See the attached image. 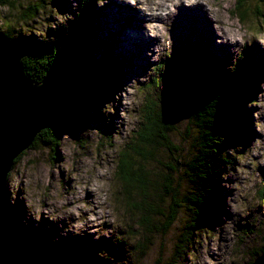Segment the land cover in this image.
I'll list each match as a JSON object with an SVG mask.
<instances>
[{
	"label": "trees",
	"instance_id": "trees-1",
	"mask_svg": "<svg viewBox=\"0 0 264 264\" xmlns=\"http://www.w3.org/2000/svg\"><path fill=\"white\" fill-rule=\"evenodd\" d=\"M258 2L264 6V0ZM94 3L95 0H88V3L79 5L80 15L46 48L26 43L18 37L11 39L18 42L24 50L22 65L25 76L37 84L48 82L59 100V111L53 128L39 133L29 150L57 145L61 130L67 129L71 120L74 122L81 112L92 107L94 103L96 107L102 103L103 100H94V93L101 89L106 91L112 84L113 87L116 85L119 70L123 65L110 52L105 55L107 61L104 58L92 63L88 70L84 68L83 57L89 59L88 51L92 54L97 44L92 40V36L91 39L89 36L91 24L97 22L99 15L95 11ZM5 4L14 9V2L0 0V5ZM41 8L39 2L31 4L27 10L20 12V18L27 23L35 18ZM259 16H264V13ZM100 44L102 45V42ZM162 63L164 65L160 64L157 68V73L160 71L159 76L156 74L157 79L152 81L156 90L165 92L161 96L147 99L143 105L142 120L139 122L134 141L119 153L115 177L119 185L117 201L123 205L127 215L137 216L135 224L128 227L127 235L129 240H137L134 248L140 252H144L149 238L164 236L171 230L178 219L182 204L191 207L194 216L190 225L191 231L212 229L219 219V171L223 170V166L230 168L233 162L222 152L250 138V131L247 129L249 123L244 117V104L254 99L253 88L256 87V80L262 76L261 67L257 68L256 65L254 68L247 56L243 55L235 72L230 73L198 48H191V52L186 56L168 59ZM200 74H203L205 79L202 82H193L191 76H201ZM249 80H254L255 84L248 83ZM166 96L170 99L176 97L186 100L188 128H184L181 143L176 145L171 141V137L177 130L175 123H179L180 114L178 111H174L176 116L170 114L167 112L168 105H161V100ZM63 102L70 104L72 110L67 111V104ZM62 109L66 112L64 116L60 114ZM234 118L239 120L233 121L239 136L237 143L230 142L235 127H229L228 119ZM191 128H195L193 138H189ZM189 140H192L190 146ZM184 144L185 150L182 149ZM161 153L166 155L164 164L158 162ZM23 155L24 153L15 159L13 167ZM155 164H158V168H154ZM190 187L191 191L188 192ZM6 199L8 205L7 194ZM135 199L139 201L136 203ZM259 200L264 203V187L260 190ZM8 213L14 235L16 264H111V261H103L96 256L82 255L71 247L37 250L36 255L21 252L20 247L23 245L33 246L37 240L39 243H46L48 235L35 230L25 232V228L22 229L19 225L23 220L21 215L18 212L12 214L9 210ZM157 221L159 229L154 225ZM246 234L259 237L260 228L252 226L250 230H245ZM36 238L38 239L35 240ZM184 239L185 245L180 244L176 248V255L171 264H178L174 260L181 258V254L187 249L188 236ZM123 245L117 239L112 245L108 241L99 247L103 248L109 259L110 256L119 255ZM263 251L264 244L257 251L249 253L251 261L248 264Z\"/></svg>",
	"mask_w": 264,
	"mask_h": 264
},
{
	"label": "clouds",
	"instance_id": "clouds-1",
	"mask_svg": "<svg viewBox=\"0 0 264 264\" xmlns=\"http://www.w3.org/2000/svg\"><path fill=\"white\" fill-rule=\"evenodd\" d=\"M69 2L75 16L68 12L60 13L52 7L51 0H44V9L27 23L18 21L16 16L27 10L32 0H18L15 9L6 4L0 5V34L9 39H15L22 33L26 37L35 35L42 41L55 40V37L47 36V31L56 30L60 25L67 29L68 21H73L80 15L78 3L82 6L88 0ZM108 2L109 0H95L98 8L104 7ZM119 3L136 9L146 17L142 25L143 35L158 41L145 53L154 66L147 75L139 77L138 80H130L114 95L113 101L105 103L101 108L106 117L116 115L115 102H119L118 119L114 124L115 131L111 134L115 145L113 148H105L103 153L94 149L84 153L77 143L78 140L63 134L58 139L61 141L58 148L63 159L55 162V166L51 163L29 165L27 159L17 165L15 170L11 166L5 176L10 194L9 203L14 205L18 198L17 193H20L19 199L23 201L26 209L23 221L25 224L29 218L36 225L42 218L51 222L63 221L66 227L58 224L62 228L61 236L68 233L81 236L87 232L95 240L101 237L113 238L114 229L123 226L125 209L117 201L119 185L115 177L118 161L113 154H118L123 149L142 120L140 109L145 97L137 89L149 80L154 67L163 64L162 60L171 58V27L181 6H200L203 9L215 33L214 44L226 45L234 54L228 66L230 73L235 72L237 64L243 59L245 48L255 43L264 49V16L257 17L252 11L254 0H119ZM259 89L255 98L244 104L245 109L252 110V128L257 135L246 147L238 144L222 152L233 162L230 168L223 166V170L219 171L220 187L231 193L224 199L231 219H221L233 224V227L234 221L247 216L249 205L255 200L257 186L264 183V177L258 171L264 168V82L260 83ZM88 133L102 134L97 129H85L81 136ZM65 141L71 143L68 151H65ZM258 212H264V208H259ZM232 236H235L234 232ZM204 249L200 259L194 261V264H218L208 254L206 242ZM212 251L220 254L218 241ZM98 255L108 258L103 251ZM189 259L193 260V256ZM234 259L236 258L232 256L226 257L225 264H231Z\"/></svg>",
	"mask_w": 264,
	"mask_h": 264
},
{
	"label": "rangeland",
	"instance_id": "rangeland-1",
	"mask_svg": "<svg viewBox=\"0 0 264 264\" xmlns=\"http://www.w3.org/2000/svg\"><path fill=\"white\" fill-rule=\"evenodd\" d=\"M10 1L15 3V9L18 0ZM112 1L113 0H109V2L106 3L102 8H98L94 3L95 11H97L99 15L97 22L91 24V35L89 34V36L90 39L92 36V40H94L97 44L92 54H90L91 52L89 53L88 51L89 59L85 56L83 57V64L84 68L88 70L89 66L94 62L104 60V58L107 61L105 55L107 54V52H110L115 57V59L118 62H122L123 65L122 69L119 70V76L117 78L116 85L113 87L112 85L114 84H112L106 91L104 89H101L97 91L98 93H94V100H98V102L99 100H103L102 103H100V105L98 104V107H96V103H94L92 107L81 112V114L78 115L77 119L74 122L71 120L72 127H70L71 124H69L70 126L61 132V137L63 134H67L72 139L78 140L77 143L84 153H88L90 149H94L95 151L103 153L105 148H113L115 146L111 134L115 131L114 124L115 121L118 119V113L120 110L119 102H115L116 115L106 117L101 112V108L104 106L105 103L113 101L114 95L121 91L123 86L127 84L130 80H138L139 77L147 75L149 69L154 66L152 63H150V58L145 55V53L151 48L148 47L147 38L144 35H141L143 38L142 41L136 42V40H133L131 38L126 39V42L122 41L120 44H128L126 48H123L121 47V45L118 46L116 44V36H112L111 30H108V27L111 25L122 26L124 19L127 17V14L122 10L121 5L117 4L119 3V0H114V2L111 3ZM37 2H39V4L42 6L41 10L38 12L40 13L45 7L44 0H32L31 4H37ZM51 3L52 7L56 8L60 13L68 12L73 16L76 15V13L71 8L69 0H51ZM133 9L134 8L130 6L127 8L130 14L129 20H131L129 21L130 30L133 28L134 23H136L132 21L135 13L144 18L143 21L138 22L141 24L139 28L143 29L142 25L145 21V17L136 9H134L136 10V12ZM185 9H188V11L195 13V15H185ZM252 11H254V14L257 17H259L260 13H264V6L260 4L258 0H254V8L252 9ZM16 19L18 21L21 20L26 23L22 18H20V14L16 16ZM71 22L72 21H68V25ZM105 22H108V24L106 25ZM63 30V25L58 26L56 30L49 29L47 31V36L55 37L56 39L57 36L63 33ZM17 37L21 38L26 43L42 45L45 46V48L47 46H50V44L54 41H42L35 35H30L26 37L22 33L19 34ZM171 37L173 45L171 58L169 59H177L179 56H186L188 52H191V48L192 50H194V48H198L199 51L207 50L206 52H208L209 55L211 54L210 56L219 64V66L224 68L225 71H228V66L231 64L232 57L234 54L230 51V48L228 46L214 44L215 33L212 31L211 22L207 19L206 14L200 6H196L193 8H184L183 6H181V8L178 10V15L175 17L172 23ZM152 41H154L153 44L158 43V41L156 40ZM100 42H102V45L100 44ZM105 43L106 45H104ZM135 50H137L138 58H144L141 60L142 63H135V58L133 57ZM176 50H178V56L175 55ZM125 54H128V56L130 57L125 56ZM243 55L250 58V61L253 63L254 68L256 67V65L257 68L261 67L260 73L262 74V76L259 77L260 79L258 78L256 80V87L253 88L254 92L252 93L254 95L253 98H255L256 93L260 90V83L264 82V49H262L258 44L254 43L251 47L244 49ZM166 60L168 59L162 60L161 63ZM158 67L159 65L152 69V75L151 77H149V80L145 83H142L137 89V91L140 94H143L145 97L144 104L146 103L147 99L155 98L158 95L161 96L165 92V90H156L155 83H153L152 81L157 79L158 77L156 75ZM191 77L193 78V82L195 83H198L199 81L202 82V80L205 79L203 74L201 76L196 75ZM247 82H253L255 84L254 80H249ZM104 92H108L109 94L105 95ZM168 99H170L169 96H166V98L162 99L161 105H165ZM63 104H67L65 105V109H68L67 111L71 109L70 104H68L67 102H63ZM185 104L186 100H177L176 98H173L168 104V106L171 107L173 111H178V114H180V121L175 126L177 130L171 137V141H173L175 145L181 143V138H183L182 134H184L185 132L184 128H188V122L186 120L185 113L186 108L184 106ZM142 108L143 106L140 109V114H142L143 112ZM65 109H62V113H60L62 116L66 115ZM251 111L252 110L246 109L244 114V117L248 120L249 123L247 129L248 132L250 131V138H246L248 140H246L245 142L243 141L239 144L245 147L249 143H251L252 138L257 135L252 128ZM233 121L238 122L239 120L236 121L235 118L232 120L228 119L229 127H235L234 132H232L233 135L231 136L232 139L230 140V142L237 143V141L239 140V136L236 130V126H234L235 124H233ZM138 125L132 133V138H130L128 142L123 146V149H125L126 146H129L128 144L134 141V137L139 127ZM85 129H97L102 134L88 133L81 136V133ZM190 130L191 132L189 134V138H193L195 134V128H191ZM191 142L192 140H189V146L191 145ZM97 144L99 145L98 147ZM64 145L65 151L70 150V142L65 141ZM184 145V147H181H183L182 149L185 150L186 144ZM59 146H61V141H59L57 145L52 144L41 147L39 149L26 150L20 161L13 167V170H15L16 166L20 165L21 162L25 159H27V163L29 165L33 163H51L53 164V166H55V162H59L63 159L59 152ZM119 153L113 154L114 158L117 161L119 160ZM165 160L166 155L163 153L159 154L158 162H162V164H164L166 162ZM154 168H158V164H155ZM258 171H260L262 177H264V168H260L258 169ZM61 176L63 177V173H61ZM257 187L258 191L256 193L255 200L252 204L249 205V211L247 216L240 218L239 221H234L233 223L235 226L233 227V224H230L227 221L224 222V220L221 219V217H227L228 219H231V214L228 212L224 202L225 196L231 195V193L226 192L223 188H221L220 181L218 180L220 212L219 219L213 224L212 229H207L206 231L201 230V232L199 230L191 231L190 225L194 216L192 215L191 207H189V205L182 204L178 219L175 224L171 227V230L167 232L164 236L162 235L149 238V240H151H148V244L144 248V252H140L139 250L134 248L136 246L137 240H135V238L133 240H129V236L127 235L129 231L128 227H132L133 224H135L137 216L133 217L132 215H127L124 211L123 226L114 229L113 238L106 239L104 237H101L99 240H95L91 235H88L87 232H85L81 236H73L71 233H68L65 236H61L60 232L62 231V228L58 227V224L64 225L66 227L63 221L51 222L47 219L42 218L39 224L36 225L35 222L31 218H29L27 224L23 223L26 215V209L24 207L23 201L19 199L20 193H17L18 198L16 200V203L14 205L10 204V194L6 181L8 210L9 212L11 211L12 214L18 212L21 215L23 220L19 223L20 228H25V232H28L29 230H35L43 235H48V240L46 241V243H39L37 240L38 238H36V244H34L33 246L23 245L22 247H20L21 252H28V254L30 255H36L38 253L37 250L42 251L51 250L56 247H71L72 250H77L82 253V255L86 254L88 256H96L101 258L103 261H111V264H171L172 258H174V255H176V248H178L180 244L181 246L185 245V236H188V240L186 242L187 249L185 250L184 254H181V258L174 260L177 261L176 263L178 264H194V261L199 260L203 251L205 250V242L208 245V254L211 255L213 259L217 260L218 264H225V258L228 256L236 258L231 261V264H248L251 261L249 253L257 251L260 246L264 244V212H258L259 208H264V203L259 200L260 190L264 187V185L259 184ZM190 191L191 187L188 189V192ZM138 201L139 199H135L136 203ZM256 201H258L259 203H256ZM187 209H190L191 211H188ZM154 225L156 228L159 229L158 221L155 222ZM216 225L220 226L215 227ZM252 226L256 229L258 227L260 228L261 236L258 237L255 236V234L245 235V230H250ZM159 231L160 230H158V232ZM233 232L235 233L234 237L232 236ZM191 234L192 236H190ZM117 239L121 241L122 244H124L123 250L121 253H119V255H115L114 257L110 256L109 259L102 258L98 255L99 252L103 251V248L99 247L100 245L106 244L108 243V241L109 244L112 245V243L117 242ZM217 241L220 252L219 255L215 254L212 251V248L214 246H217ZM116 249H118V247ZM190 256H193V260L189 259Z\"/></svg>",
	"mask_w": 264,
	"mask_h": 264
},
{
	"label": "water",
	"instance_id": "water-1",
	"mask_svg": "<svg viewBox=\"0 0 264 264\" xmlns=\"http://www.w3.org/2000/svg\"><path fill=\"white\" fill-rule=\"evenodd\" d=\"M23 56L18 42L0 34V264H16L5 176L35 137L53 128L59 111V100L48 82L37 84L25 76ZM167 112L176 116L169 106ZM251 264H264V251Z\"/></svg>",
	"mask_w": 264,
	"mask_h": 264
},
{
	"label": "bare ground",
	"instance_id": "bare-ground-1",
	"mask_svg": "<svg viewBox=\"0 0 264 264\" xmlns=\"http://www.w3.org/2000/svg\"><path fill=\"white\" fill-rule=\"evenodd\" d=\"M113 2H114V0L111 3H113ZM117 4L121 5L122 10L127 14V17L124 19V22H123L122 26H113V25H111V26H109V27L107 26V27H108V30H111L112 36H114V35L116 36V44L118 46L121 45V47L126 48L128 46V44H120L122 41L126 42V39H130L131 38L133 40H136V42L137 41H142L143 38H142L141 35H143V29L139 28L141 26V24L138 23V22L143 21L144 18L139 16L137 13H135L134 14V18L133 19L131 18V19H132V21H134L136 23H134L133 28L130 30L129 21H131V20H129L130 19V16H129L130 14H129V11H128L129 9L127 10V8L129 6L125 5V4H122V3H117ZM134 11L136 12V10H134ZM184 14L185 15L186 14L187 15H191V16L195 15V13L188 11V9H185ZM145 19H146V17H145ZM105 23H106V25L108 24V22H105ZM153 42L154 41H152V39H148L147 38V45H148L149 48H152V46L154 45ZM206 51L207 50H204V52L209 55V53L206 52ZM125 56L130 57V56H128V54H125ZM133 57L135 58V63L136 64L142 63L141 60L144 59V58H142V59L138 58L137 50H135V52L133 54Z\"/></svg>",
	"mask_w": 264,
	"mask_h": 264
}]
</instances>
